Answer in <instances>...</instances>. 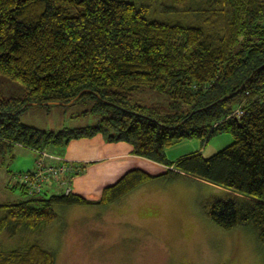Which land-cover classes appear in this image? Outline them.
Returning <instances> with one entry per match:
<instances>
[{"label":"trees","instance_id":"trees-1","mask_svg":"<svg viewBox=\"0 0 264 264\" xmlns=\"http://www.w3.org/2000/svg\"><path fill=\"white\" fill-rule=\"evenodd\" d=\"M0 75L24 87L0 96V157L15 144L102 134L168 166L131 169L98 200L70 191L1 203L0 233L42 229L57 205H109L152 178L190 176L237 193L208 202L209 217L251 227L264 243V0H0ZM142 88L168 95L167 108L134 101ZM89 98L95 124L49 131L20 119L35 105ZM223 132L233 141L209 157L166 159L178 139ZM55 263L40 242L0 243V264Z\"/></svg>","mask_w":264,"mask_h":264},{"label":"rangeland","instance_id":"rangeland-1","mask_svg":"<svg viewBox=\"0 0 264 264\" xmlns=\"http://www.w3.org/2000/svg\"><path fill=\"white\" fill-rule=\"evenodd\" d=\"M23 93L20 83L0 75V96ZM95 101L89 98L71 104L35 105L21 113L20 119L49 131L91 125L101 119V114L92 111ZM134 101L167 108L170 97L142 88ZM232 141L229 132L217 133L204 142L199 138L178 139L166 147V159L175 161L198 150L209 157ZM121 142L131 145L132 154L142 160H129L127 165L116 162L111 169L100 168L103 173L89 178L78 175L74 183L77 174L72 175L69 185L54 183L42 195L62 194L69 187L98 200L107 185L131 169L141 168L154 175L168 169L166 164L134 153L132 144ZM61 147L50 143L40 150L57 156ZM38 156L37 149L15 144L0 157V204L42 196L25 192L15 179L16 173L32 169ZM57 157L80 165V172L84 170L83 161ZM229 193L237 194L190 176L175 180L155 177L109 205H57L54 222L38 230H21L15 236L5 230L0 233V243L10 249L40 242L55 253V264H264V243L253 228L239 225L226 229L207 213L208 202L226 198ZM4 212L0 209V216Z\"/></svg>","mask_w":264,"mask_h":264},{"label":"crops","instance_id":"crops-1","mask_svg":"<svg viewBox=\"0 0 264 264\" xmlns=\"http://www.w3.org/2000/svg\"><path fill=\"white\" fill-rule=\"evenodd\" d=\"M131 149V145H123L121 141L109 142L105 136L97 134L93 137L73 139L68 144L62 145L59 155L84 162V170L77 174L73 180L74 183L78 175H82L83 179L89 178L95 174L103 173L99 171L100 168L111 169L116 162H125L127 165L130 164L129 160H142L141 157L132 154ZM10 178H8V185ZM73 192L80 193L79 190L74 191V189Z\"/></svg>","mask_w":264,"mask_h":264},{"label":"built area","instance_id":"built-area-1","mask_svg":"<svg viewBox=\"0 0 264 264\" xmlns=\"http://www.w3.org/2000/svg\"><path fill=\"white\" fill-rule=\"evenodd\" d=\"M37 153L39 156L35 161V166L15 175L17 183L30 194H45L44 191L48 187L51 188L54 183L69 185L70 177L81 171L80 165L71 164L65 159L40 149L37 150ZM70 189L67 187L65 193H69Z\"/></svg>","mask_w":264,"mask_h":264}]
</instances>
